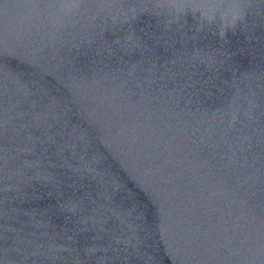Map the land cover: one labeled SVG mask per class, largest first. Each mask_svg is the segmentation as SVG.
<instances>
[{
    "label": "water",
    "instance_id": "obj_1",
    "mask_svg": "<svg viewBox=\"0 0 264 264\" xmlns=\"http://www.w3.org/2000/svg\"><path fill=\"white\" fill-rule=\"evenodd\" d=\"M0 264H264V0H0Z\"/></svg>",
    "mask_w": 264,
    "mask_h": 264
}]
</instances>
